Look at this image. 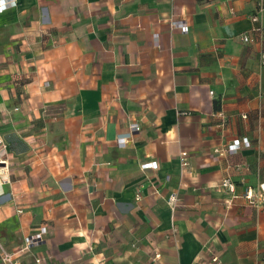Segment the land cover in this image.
Here are the masks:
<instances>
[{
	"label": "crops",
	"instance_id": "crops-1",
	"mask_svg": "<svg viewBox=\"0 0 264 264\" xmlns=\"http://www.w3.org/2000/svg\"><path fill=\"white\" fill-rule=\"evenodd\" d=\"M255 6L9 4L0 15V240L19 264H264ZM245 139L250 146L227 150ZM182 151L190 166L181 176ZM148 162L157 168L143 170ZM227 177L233 193L221 186ZM249 189L261 202L250 203Z\"/></svg>",
	"mask_w": 264,
	"mask_h": 264
},
{
	"label": "built area",
	"instance_id": "built-area-1",
	"mask_svg": "<svg viewBox=\"0 0 264 264\" xmlns=\"http://www.w3.org/2000/svg\"><path fill=\"white\" fill-rule=\"evenodd\" d=\"M14 2V0H0V15L3 14L10 3ZM263 17H264V0H256V6L254 12L251 14L250 18L252 22L255 24L252 31L253 33H256L258 35H262L264 32V24H263ZM172 27H179L183 30V32H187V26L183 21L178 20H172L171 21ZM242 40L245 43H251L253 42V38L250 36L249 33H245L242 35ZM156 47H159L158 38L155 37ZM262 64L264 66V54L262 55ZM210 94L213 96L214 92H210ZM132 129L135 131H139L140 128L138 125L134 124L132 126ZM250 146V142L248 140H237L232 145H230L227 150L231 154L238 153L243 147ZM180 173L181 176L187 172L190 166V162L188 159V152L182 151L180 153ZM2 161L0 160V164ZM141 168L143 170L147 169H156L157 164L156 162H148L141 165ZM221 186L230 193H233L235 191V183L231 177L225 178L221 182ZM246 198L250 201L251 204H257V201L261 202V198L252 190L249 189L246 193ZM180 198L176 193H173L168 198V205L171 207L172 210H174L179 202ZM47 233V230L45 227L41 228L37 234L34 235V237H30L26 239V246L24 247V250L28 249L29 246L33 243H37L41 240H43L44 235ZM160 258L159 254H156L154 256V259L157 260ZM0 259L4 264H19V259L17 253H12L8 251L4 245V243L0 240ZM213 261H218V258H214ZM42 260L37 259L36 263L41 264Z\"/></svg>",
	"mask_w": 264,
	"mask_h": 264
}]
</instances>
